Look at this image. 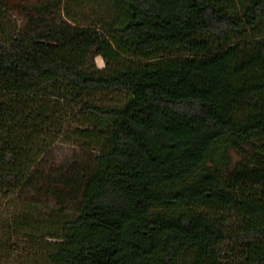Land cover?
<instances>
[{
	"label": "trees",
	"instance_id": "16d2710c",
	"mask_svg": "<svg viewBox=\"0 0 264 264\" xmlns=\"http://www.w3.org/2000/svg\"><path fill=\"white\" fill-rule=\"evenodd\" d=\"M0 264H264V0H0Z\"/></svg>",
	"mask_w": 264,
	"mask_h": 264
},
{
	"label": "rangeland",
	"instance_id": "374dc122",
	"mask_svg": "<svg viewBox=\"0 0 264 264\" xmlns=\"http://www.w3.org/2000/svg\"><path fill=\"white\" fill-rule=\"evenodd\" d=\"M97 64L99 68H102L104 66V61L102 60V58L99 57L97 59ZM102 97H106L105 99L109 101H115L118 100V98H121L120 95H107ZM239 159L240 156L233 148H231L230 143L223 142L215 147L211 160L205 167L202 168L195 180L202 178L203 176L208 174H215L217 177H223L226 175L227 169L235 166L236 162Z\"/></svg>",
	"mask_w": 264,
	"mask_h": 264
}]
</instances>
